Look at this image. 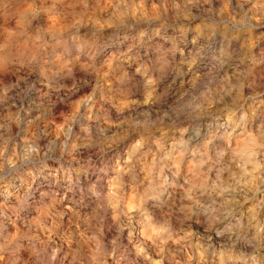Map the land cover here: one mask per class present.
<instances>
[{
	"label": "clouds",
	"instance_id": "obj_1",
	"mask_svg": "<svg viewBox=\"0 0 264 264\" xmlns=\"http://www.w3.org/2000/svg\"><path fill=\"white\" fill-rule=\"evenodd\" d=\"M0 264H264V0H0Z\"/></svg>",
	"mask_w": 264,
	"mask_h": 264
}]
</instances>
